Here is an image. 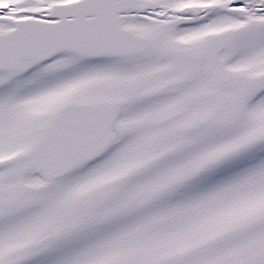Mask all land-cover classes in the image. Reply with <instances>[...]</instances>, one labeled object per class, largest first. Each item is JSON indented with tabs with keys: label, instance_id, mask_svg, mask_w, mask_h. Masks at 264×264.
<instances>
[{
	"label": "snow or ice",
	"instance_id": "6c2138e0",
	"mask_svg": "<svg viewBox=\"0 0 264 264\" xmlns=\"http://www.w3.org/2000/svg\"><path fill=\"white\" fill-rule=\"evenodd\" d=\"M0 264H264V0H0Z\"/></svg>",
	"mask_w": 264,
	"mask_h": 264
}]
</instances>
